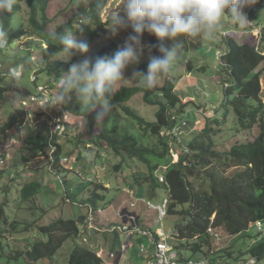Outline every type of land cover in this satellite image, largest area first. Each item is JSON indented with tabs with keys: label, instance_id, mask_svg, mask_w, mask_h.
Instances as JSON below:
<instances>
[{
	"label": "rangeland",
	"instance_id": "374dc122",
	"mask_svg": "<svg viewBox=\"0 0 264 264\" xmlns=\"http://www.w3.org/2000/svg\"><path fill=\"white\" fill-rule=\"evenodd\" d=\"M43 2H47L45 13L50 20L47 25L48 32L56 31L59 26L66 24L80 8L74 7V0H33V3L37 5L38 18H40ZM120 3L121 0H108L102 12L103 23L108 18L110 8H113L112 11H120V14L123 15L120 8H115ZM262 3L264 0H257L255 4L246 7L244 9L246 20L242 19L240 22L225 15L221 29L214 37H204L197 43H185L181 61L156 85L163 86L169 75L170 79L176 82L175 93L181 98L182 104H185L182 110L191 112L185 118L188 123L190 122V126L184 129L183 135L178 134L181 142L190 143L196 134L205 127L206 117L210 118V124L214 130L212 140L213 149L216 152H228L235 144L251 142L258 135L259 130L256 127L251 131H236L237 122L233 120L232 109L230 117L221 124L220 129L215 125V117L222 120L224 113L225 85L222 79L229 83L232 80L229 73L222 71V62L216 52L226 51L222 35L230 33L236 41L255 45L264 54V43L262 42L264 5ZM15 5L20 6V11L13 17L9 28L5 31L8 32L10 40V35L22 24L28 35L14 39L12 43L9 41L8 48L0 51V75L6 74L5 77H0V84L8 88V103L0 111V130L17 111L23 113L24 122L21 125L17 123L12 130L0 134V170L2 171L0 174V207L3 206L5 215L9 219L8 223L10 222V225L6 224L5 232H0V264H67L76 245L92 251L105 250L106 254L103 258L108 263L115 259L109 253L123 252V247L120 250V244L125 241L126 234L122 230L125 225L122 213L124 211L136 213L140 218V223L136 226L137 230L158 233L162 229L161 225L157 223L158 212L149 208L146 205L147 201L141 200L139 194L135 193L134 196H130L126 191L131 186L132 172L126 168L123 172L115 173L113 167L120 163V157L106 147H92L87 144L89 148L86 149L84 142L88 143L91 135L84 134L87 130L85 119L61 111L62 107L59 104L44 107V105L30 100V95L38 97L43 96L42 93L55 97L59 91L60 78L52 79L47 75L39 74L42 66L41 47L45 45L30 34V30L33 29L29 24L30 9L25 0H16ZM5 14L0 15V28H3ZM252 16L254 17L252 18ZM84 21L88 23L87 19ZM130 34H132L131 27L122 29L115 37L110 36L107 29L105 35L94 39L86 56L90 57L106 45L114 43L115 48L109 55L111 57L124 44ZM151 37H153L151 34L142 35L143 51L140 61L125 69L124 76L129 80L122 81L117 85V88L139 85L131 81V78L141 65L147 68L152 58L148 51V39ZM77 39L80 38L77 37ZM182 39L183 37H177L178 41ZM165 44L171 49L175 42L166 40ZM75 54L68 58L63 52L58 56V59L71 60ZM80 60L82 59L74 63H78ZM13 68L18 69L21 73V78L16 85L10 82L7 75ZM262 96H264V86ZM72 97H75V94ZM71 99L66 100L62 105L77 101L76 98ZM85 104L81 102L82 107ZM125 107L149 122L155 121V114L158 111L157 106L147 105L143 100V95L139 94L127 103H114L106 112L101 106L105 119L102 122L95 121L93 131L98 133L102 129L109 128L112 118L116 115L119 116V123H130L131 118L123 110ZM96 113L98 114V112ZM58 123L64 124L66 128L65 134L58 139L62 146L61 159L63 158L59 161L58 170L53 169L49 158L21 162L19 157L25 158L28 155L27 146L24 145L25 140L36 135L51 140L55 130L53 124ZM170 145L174 162L177 160L176 152L182 156V148H178L176 144ZM2 156H5V159ZM65 157H67V162L64 161ZM136 165L144 173L148 172L140 162L137 161ZM37 180L42 182L40 193L28 202H21L19 190L22 185ZM96 184H101L100 188H96L97 186L94 188ZM80 187L84 188L81 193ZM93 189L104 198L98 202L91 213L83 201L92 195ZM156 193L158 195L152 198L146 192L145 197L157 205L160 204L165 193L161 190H157ZM132 203L135 204V207L131 206ZM55 219L77 221L78 235L69 237L52 258H44L37 262L29 261L27 252L34 243L41 240L47 241V237L40 232L39 227L48 225ZM181 221V216L167 215L163 222L164 233L169 236V231L175 232L177 224ZM0 226H2V222ZM137 230L134 234L135 237L130 240V249L123 252L121 264H145L148 261V256L139 252V243H136L140 237H142L141 240H146V237L137 234ZM219 233L220 239L213 242V251L215 252H223L225 249L230 251L244 249L247 247L244 242L246 235L264 238V232H258L255 226H252L246 233L237 236H227L220 231ZM247 241L251 240L247 239ZM168 242L173 247L178 244L173 238H169ZM220 252L219 254H221ZM183 255L194 259V257H190L189 251H183ZM248 258L249 256L243 257L245 262L248 261ZM260 264H264V260Z\"/></svg>",
	"mask_w": 264,
	"mask_h": 264
},
{
	"label": "trees",
	"instance_id": "16d2710c",
	"mask_svg": "<svg viewBox=\"0 0 264 264\" xmlns=\"http://www.w3.org/2000/svg\"><path fill=\"white\" fill-rule=\"evenodd\" d=\"M25 2L30 9L29 24L33 29L30 30V34L45 45L41 47L42 66L39 74L47 75L52 79L54 77L61 78L68 72L71 64L83 59L87 53L76 52L71 60H59L58 56L63 53V50L58 41L51 40L47 35L49 33L47 25L50 23L45 13L47 2L42 3L40 18H38L37 5L33 3V0H25ZM107 2L108 0H91L87 7L79 8L71 20L59 26L56 31L59 34H63L67 30L73 31L76 37L86 42L90 48L95 38L103 36L107 32L106 26L108 25L102 22V12ZM262 4L264 5V3ZM19 11L20 6L15 5L11 13H6L3 16L4 30L9 28L13 17ZM229 18L232 19L230 16ZM86 19L88 23H85ZM149 34L145 31L142 35ZM26 35L28 32L21 24L10 35L9 41L12 43L14 39ZM229 35L230 33H226L224 37L226 51L222 57V71L229 73L232 80L229 83L222 79L225 85L224 113L222 120L215 117L214 123L220 129L221 124L230 117L232 109L233 120L237 122L236 131H251L256 127L259 133L253 141L235 144L228 152L221 153L213 149L214 130L211 127L210 118L206 117L207 122L202 131L196 134L190 143L182 141L189 154L182 152L180 160L176 163L173 162L170 144H176L178 148L182 144H178L177 139L171 135L162 136L161 132H168L179 127L184 133V129L190 126V122L186 121L185 126L182 125V122L191 112L182 110L185 104H182L181 98L175 93L176 82L170 79L169 75L161 87L145 89L140 85L121 86L116 88L110 98L111 108L114 103L124 104L134 96L142 94L147 105L158 107L153 122L145 120L125 107L123 110L131 118L130 123H119V116L116 115L112 118L109 128L96 133L93 131V123L95 121L102 122L105 119L104 111L100 108L101 105L92 108L86 103L82 107L81 101L76 96L71 97L77 99L74 103L59 105L62 107L61 111L86 120L87 130L84 134L91 135L88 143L84 142L86 149L89 148L87 144L92 147H106L121 158L120 163L114 165L113 169L115 173L123 172L126 168L132 172L131 186L126 189L127 191H133L134 195L137 193L140 197H145L148 192L154 198L158 195L156 191L161 190L168 196L170 205L167 214L178 215L182 218V221L177 224L175 234L171 237L178 243L177 246L172 247L180 253L182 259H193L183 255V251H189L190 257H194L196 260L203 259L208 264H242L245 262L243 257L246 256L255 258L260 264L264 260V238L246 235L244 242L247 247L244 249L231 251L225 249L223 252H215L213 251L214 241L207 233L211 222L215 232L219 233L220 231L227 236L241 235L255 226L256 222H264V96H262L264 54L257 46L247 42L240 43ZM262 42L264 43V30ZM148 44V51L152 57L160 55L155 47L157 39L154 35L148 39ZM113 48H115L114 43L106 45L90 58L94 60L98 56H109ZM138 71L146 72L147 68L141 65ZM5 76V73L0 75V77ZM7 94L8 88L0 84V111L8 103ZM42 95L45 96L44 93ZM47 97L49 100L54 98L49 94ZM155 97L157 98L155 99ZM96 112L103 113L102 117L98 118ZM22 114L17 111L1 127L0 134L12 130L17 123L23 124L24 116ZM219 129L217 131H220ZM59 137L56 133L51 136V140L39 135L31 136L24 142V145L27 146V157L20 156L19 160L28 162L49 158L50 165L54 170H58L62 157ZM49 151H51L50 154H48ZM4 157L2 156L3 159H5ZM65 158L67 159V157ZM137 161L146 167L147 173H144L136 165ZM230 170L233 171L228 173ZM159 177H163L162 182ZM100 185L96 184L94 188L96 186V188H100ZM41 187L40 180L24 183L19 190L20 201L28 202L36 197L40 193ZM83 189V187L79 188L80 193ZM103 198L93 189L92 195L83 203L93 211V208ZM187 219L189 221L185 223ZM8 221L2 206L0 207L1 233L5 232L6 224L10 225ZM76 222L75 220L55 219L48 225L40 226L39 230L47 237V241L41 240L34 243L27 252L28 260L37 262L44 258H52L69 237L78 235L79 230ZM247 239L251 241L248 242ZM97 254V251L76 245L67 264H104Z\"/></svg>",
	"mask_w": 264,
	"mask_h": 264
},
{
	"label": "clouds",
	"instance_id": "9594fccd",
	"mask_svg": "<svg viewBox=\"0 0 264 264\" xmlns=\"http://www.w3.org/2000/svg\"><path fill=\"white\" fill-rule=\"evenodd\" d=\"M256 2L257 0H121L120 5L115 8H120L123 15L120 11H112L113 8H110L105 21L108 25L106 28L112 37L129 27L132 34L111 57L98 56L93 60L85 55L78 63L71 64L68 72L59 79V91L56 96L46 101L44 107L63 104L75 94L82 103H87L92 108L101 105L106 112L110 108L109 101L117 85L129 80L124 76L125 69L140 61L143 51L141 37L145 31L156 37L155 47L160 55L151 58L146 72H134L131 81L145 89H152L181 61L185 43H197L204 37H214L220 31L225 15L237 22L246 20L244 9ZM15 4L16 0H0V15L11 13ZM87 5L88 0H75L74 7L82 8ZM47 35L51 40L58 41L68 58L76 52L81 54L88 52V44L77 39L73 31L67 30L63 34L52 31ZM177 37L183 39L178 41ZM166 40L175 42L171 49L166 46ZM8 46V32L0 28V50L7 49ZM223 54L224 52H216L222 65ZM7 75L10 82L15 85L21 78V73L16 68L11 69ZM102 115L103 113L98 114V118ZM140 198L150 200L147 197ZM127 213L129 212L122 213L124 226H128L129 231L134 232V228L139 225V218L136 213H131L135 215L136 222L130 224L125 217ZM149 233L154 235L152 232ZM112 255L115 257V254H110ZM103 257L104 253L100 258L105 264L107 262Z\"/></svg>",
	"mask_w": 264,
	"mask_h": 264
},
{
	"label": "built area",
	"instance_id": "2783aa9c",
	"mask_svg": "<svg viewBox=\"0 0 264 264\" xmlns=\"http://www.w3.org/2000/svg\"><path fill=\"white\" fill-rule=\"evenodd\" d=\"M44 95L45 96H42V97L31 96L30 100L34 101V102H38L40 105H45V102L49 99L47 97L48 94L44 93ZM185 123H186V120H184L182 122V125L185 126ZM53 126H55L54 134L56 133L58 136L63 135L66 131V128H65L64 124H62V123L53 124ZM179 133H181V135H183L182 134L183 132H181L180 128L175 127L171 131L161 132V135L162 136L171 135L177 139L178 144L179 143L182 144L181 140L178 138ZM180 148H182V152H184L185 154H189L188 150L184 147L183 144L181 145ZM175 154L177 156V160L174 161V163L178 162L180 160V157H181L180 155L177 154V152ZM64 161L67 162V159ZM184 164H186V163H184ZM159 180L162 182L163 177H159ZM128 192L131 196H134L133 191H128ZM141 200H146L147 201L146 205L149 208H152L158 212L157 223L159 225H161V227H162V229L157 233V235H152L151 233H149L147 231L137 230L138 234L147 237L146 242H141L140 244H138L139 245V252L141 254L148 256V261L145 264H208V262L203 260V259H199V260H196V259L184 260V259H182L180 253L169 244L168 239L171 238L175 234V232L169 231L170 234H169V236H167L164 233V229H163V222H164V219L167 217L168 207L170 205V199L168 198V196H165L164 198H162L160 204H157V205L153 204L152 201L147 200L145 198H142ZM134 205H135L134 203L131 204L132 207H134ZM125 217L127 218V221L130 224L136 222L135 215H133L131 213H127ZM90 221H92V218H90ZM188 221L189 220L187 219L185 221V223H188ZM255 227H256L258 232H261V233L264 232V222H256ZM122 229H123V231L124 230L125 231L130 230V228L128 226H124ZM133 231L136 232V228H134ZM207 233L211 236L213 241H218L220 239V235L218 232H215V229L213 228L212 222L207 228ZM98 256L102 257V253L101 252L98 253ZM111 257L113 258L114 255H112ZM105 264H108V263H105ZM244 264H258V262L255 258H248V261H246Z\"/></svg>",
	"mask_w": 264,
	"mask_h": 264
},
{
	"label": "crops",
	"instance_id": "0c3cea01",
	"mask_svg": "<svg viewBox=\"0 0 264 264\" xmlns=\"http://www.w3.org/2000/svg\"><path fill=\"white\" fill-rule=\"evenodd\" d=\"M138 223H140V218H139V222ZM125 234H126V239H125V241L123 243L120 244L121 247L119 246L120 247V250H121L122 247L125 248V250L123 251L124 253L127 252L130 249V240H131V238H134L135 237V235H134L135 234V231L134 232L128 231ZM154 235H157V233H154ZM141 239H142V237H140L139 239H137L136 240V243H139L140 244L141 242H146L147 241V237H146V240L145 239L144 240H141ZM99 251L102 252V253H104V254H106V251L103 250V249H98L97 252H99ZM123 252L115 251L114 253L113 252L109 253V254H115L116 256H115V259L114 260H112V261L110 260V261H108V263L109 264H121L122 263L121 260H122V258L124 256V253Z\"/></svg>",
	"mask_w": 264,
	"mask_h": 264
}]
</instances>
